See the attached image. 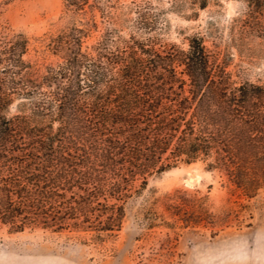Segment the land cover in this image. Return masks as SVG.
<instances>
[{"label":"trees","instance_id":"obj_1","mask_svg":"<svg viewBox=\"0 0 264 264\" xmlns=\"http://www.w3.org/2000/svg\"><path fill=\"white\" fill-rule=\"evenodd\" d=\"M63 1L90 17L44 35L61 60L44 70L24 32L0 31V227L112 236L137 182L196 162L247 198L264 190V85L236 82L199 35L162 44L149 0Z\"/></svg>","mask_w":264,"mask_h":264},{"label":"rangeland","instance_id":"obj_2","mask_svg":"<svg viewBox=\"0 0 264 264\" xmlns=\"http://www.w3.org/2000/svg\"><path fill=\"white\" fill-rule=\"evenodd\" d=\"M149 1L163 12L162 44L187 49L188 39L199 35L236 82L264 85V13H256L254 4L208 0L198 10L196 0H182L176 10L172 0ZM193 11L198 16L189 18ZM89 17L67 10L63 0H0V31L8 26L24 32L30 38L27 59L41 70L61 61L46 49L44 35ZM96 18L99 24L98 13ZM139 184L112 236L0 227V264H264V190L247 198L202 162L153 174L144 189Z\"/></svg>","mask_w":264,"mask_h":264},{"label":"bare ground","instance_id":"obj_3","mask_svg":"<svg viewBox=\"0 0 264 264\" xmlns=\"http://www.w3.org/2000/svg\"><path fill=\"white\" fill-rule=\"evenodd\" d=\"M189 180H188V182H192V183H194L195 182V179L194 178H188ZM191 180V181H190Z\"/></svg>","mask_w":264,"mask_h":264}]
</instances>
